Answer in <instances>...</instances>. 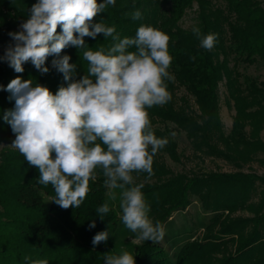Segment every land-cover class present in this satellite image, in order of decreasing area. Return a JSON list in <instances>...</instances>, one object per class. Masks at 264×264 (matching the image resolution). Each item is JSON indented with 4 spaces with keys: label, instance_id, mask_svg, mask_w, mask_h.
I'll return each instance as SVG.
<instances>
[{
    "label": "trees",
    "instance_id": "1",
    "mask_svg": "<svg viewBox=\"0 0 264 264\" xmlns=\"http://www.w3.org/2000/svg\"><path fill=\"white\" fill-rule=\"evenodd\" d=\"M199 5V27L203 34H218L212 50L200 47L192 29L179 26V21L194 2ZM234 20L228 21L229 38L225 36L222 10L212 9L209 0H116L94 22L114 26L121 38L133 37L141 25L160 29L171 38L169 52L173 57L168 81L172 99L163 107L149 110L151 122H173L186 131L195 149H201L217 157L233 162H249L264 154V80H260L236 68L238 62L252 65L260 61L264 65V4L261 0H225ZM37 0H0V56L10 43L9 32L19 31L30 9ZM103 2V0H98ZM141 12L140 19L132 13ZM57 31L60 29L58 27ZM85 44L93 51L112 46L111 37L103 34L93 39L85 37ZM74 46L65 48L61 56L69 55L70 63L77 65L74 79L87 72L83 51ZM134 51L135 49H130ZM234 54L235 67L230 66L229 56ZM222 55V60L219 56ZM195 56L192 60L190 57ZM57 57H48L41 73L30 62L23 65L24 72L16 73L5 61H0V146L15 139L4 114L14 108L15 101L5 89L8 83L22 76L41 84L53 94L60 86H66L63 74L50 63ZM225 80L229 98L234 102L236 116L230 134L224 131L220 117L219 84ZM183 86L195 98L200 110L190 116L176 106L173 92ZM249 128V130H248ZM155 135L167 138L164 131L153 128ZM213 134L218 139L213 141ZM165 146L171 158L180 160L177 143L167 138ZM264 163V158L261 159ZM154 175L134 174L145 180L142 189L150 204V218L163 226L172 214L191 203L198 195L204 208L213 212L203 227L201 237L184 241L173 256L158 242H125L132 234L120 216L119 189L113 190L117 199L112 201L104 186L102 173L96 181H90V192L79 208L62 209L51 202L55 196L51 185L38 183L39 172L29 166L14 148H0V264H29V260L46 259L48 264H105L107 253L120 254L129 251L136 264H264V175L245 172H207L202 174L178 173L168 176L164 163L154 160ZM152 180V181H150ZM261 183L259 202L251 201L256 182ZM105 202L110 211L101 220L96 209ZM238 210H247L251 216H233ZM95 221V227L89 225ZM108 230L109 238L98 245L93 237ZM233 247V249H231Z\"/></svg>",
    "mask_w": 264,
    "mask_h": 264
},
{
    "label": "clouds",
    "instance_id": "2",
    "mask_svg": "<svg viewBox=\"0 0 264 264\" xmlns=\"http://www.w3.org/2000/svg\"><path fill=\"white\" fill-rule=\"evenodd\" d=\"M115 3L37 0L32 5L20 30L8 33L14 43L8 45L0 61L16 73H23L28 62L47 73L46 61L54 56L52 65L67 83L53 94L32 79L16 76L5 89L15 106L3 119L15 135L9 146L38 170L39 184L54 189L51 202L65 210L79 208L91 190L90 181L102 173L112 201L117 199L113 190H120L124 226L136 234V240L158 243L165 236L164 226L150 218L144 184L137 183L134 174L154 175V157L168 143L167 138L155 135L149 110L172 99L167 83L173 80L169 71L171 38L150 25L139 26L133 37L121 38L114 26L94 22ZM132 18L140 19L141 12L136 10ZM192 32L201 48H214L218 34H203L199 27H193ZM98 34L111 37L112 46L95 51L87 47L84 38L95 39ZM69 46L85 49L82 55L88 67L79 79H74L77 65L70 63L71 57L60 55ZM96 211L103 220L110 211L109 203ZM95 226L93 221L89 228ZM108 238V230L98 232L92 244ZM104 257L105 264H136L135 256L126 250ZM24 259L29 264H48L46 259Z\"/></svg>",
    "mask_w": 264,
    "mask_h": 264
},
{
    "label": "rangeland",
    "instance_id": "3",
    "mask_svg": "<svg viewBox=\"0 0 264 264\" xmlns=\"http://www.w3.org/2000/svg\"><path fill=\"white\" fill-rule=\"evenodd\" d=\"M210 7L212 9L222 10L227 21L224 22L225 36L229 38L230 32L228 28V21L234 20L235 16L228 10L225 0H209ZM264 4V0H261ZM199 5L195 1L191 7H189L182 19L179 21V26L184 29H192L199 25ZM0 50H4L0 46ZM222 55L219 59L222 60ZM230 66L235 67L236 59L234 54L229 56ZM52 65V62L50 63ZM236 68L254 77L264 80V65L258 61L252 65H246L245 63L238 62ZM176 106L183 109L184 112L190 116L196 117L200 114V110L195 102V98L188 93L183 86H177L173 92ZM219 104H220V117L224 125V131L226 134H230L233 128L234 118L236 116V110L234 108V102L229 98L226 88L225 80H222L219 84ZM153 128H158L165 132L167 138L172 139L177 143V150L180 156L179 161H175L171 158L169 152L164 147L154 157L155 161L164 163L169 169L167 177L176 175L178 173L188 174H202L207 172H245L251 174L264 175V163L261 161L264 158L263 153H259L257 159L249 162H233L228 161L222 157H217L206 151V147L202 145L201 149H195L192 140L187 136L185 130L180 129L175 123L167 121L163 122L158 120L155 124H152ZM249 130V128H248ZM176 133L172 136L171 133ZM213 141L218 139V135L213 134ZM261 138L264 141V129L261 131ZM14 139H10L5 143H2L0 148L7 147L12 148L11 145ZM136 181L145 179L134 175ZM148 181V180H145ZM152 181V180H150ZM262 189L261 183L256 182V189L251 194V201L259 202L260 191ZM252 213L247 210H238L233 213V216H251ZM122 216V210L120 211ZM213 216V212L204 208L202 200L198 195H193L191 203L184 209H179L172 214V217L165 224V236L159 243L165 248L169 256H173L179 246L190 239L191 237H201L204 230L203 227L209 222ZM136 234L132 233L125 237V242L140 243L135 239ZM233 249V247L231 248Z\"/></svg>",
    "mask_w": 264,
    "mask_h": 264
}]
</instances>
